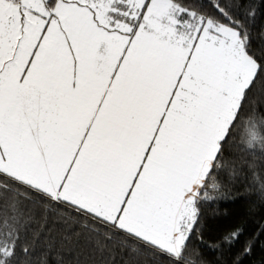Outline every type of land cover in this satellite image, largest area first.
I'll return each mask as SVG.
<instances>
[{
	"label": "snow or ice",
	"instance_id": "6c2138e0",
	"mask_svg": "<svg viewBox=\"0 0 264 264\" xmlns=\"http://www.w3.org/2000/svg\"><path fill=\"white\" fill-rule=\"evenodd\" d=\"M235 7L0 0V191L22 187L191 264L225 145L238 136L246 150L264 147V118L244 122L264 62ZM4 228L0 264H10L28 250L13 224Z\"/></svg>",
	"mask_w": 264,
	"mask_h": 264
},
{
	"label": "trees",
	"instance_id": "16d2710c",
	"mask_svg": "<svg viewBox=\"0 0 264 264\" xmlns=\"http://www.w3.org/2000/svg\"><path fill=\"white\" fill-rule=\"evenodd\" d=\"M234 3L253 53L264 62V0ZM244 107L249 114L245 123L264 118V75L256 79ZM240 144L234 136L225 145L226 167L215 178L217 188L199 205L198 226L186 254L191 264H264V147L257 143L246 150ZM13 204L18 222L10 219ZM6 221L20 233V248L28 250H18L10 264H173L134 238L107 233L71 208L15 185L0 191V231L8 230ZM237 230L238 240H225Z\"/></svg>",
	"mask_w": 264,
	"mask_h": 264
},
{
	"label": "rangeland",
	"instance_id": "374dc122",
	"mask_svg": "<svg viewBox=\"0 0 264 264\" xmlns=\"http://www.w3.org/2000/svg\"><path fill=\"white\" fill-rule=\"evenodd\" d=\"M215 188H217L215 185L214 186H212V185L209 186V191L207 193V196L206 197H202L201 203H203L204 199L209 198V196L213 195V193H214L213 191H215ZM201 203H200V205H201Z\"/></svg>",
	"mask_w": 264,
	"mask_h": 264
}]
</instances>
